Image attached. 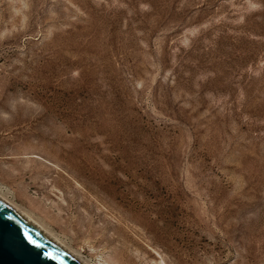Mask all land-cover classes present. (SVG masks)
<instances>
[{"label":"rangeland","instance_id":"obj_1","mask_svg":"<svg viewBox=\"0 0 264 264\" xmlns=\"http://www.w3.org/2000/svg\"><path fill=\"white\" fill-rule=\"evenodd\" d=\"M0 189L88 264H264V0H0Z\"/></svg>","mask_w":264,"mask_h":264},{"label":"water","instance_id":"obj_2","mask_svg":"<svg viewBox=\"0 0 264 264\" xmlns=\"http://www.w3.org/2000/svg\"><path fill=\"white\" fill-rule=\"evenodd\" d=\"M0 264H80L0 199Z\"/></svg>","mask_w":264,"mask_h":264},{"label":"bare ground","instance_id":"obj_3","mask_svg":"<svg viewBox=\"0 0 264 264\" xmlns=\"http://www.w3.org/2000/svg\"><path fill=\"white\" fill-rule=\"evenodd\" d=\"M0 199L6 203L9 207H11L14 211H16L19 215H21L24 219H26L29 223H31L34 227L40 230L43 234H45L48 238H50L53 242H55L58 246H60L63 250H65L70 256H72L78 263L80 264H88L84 261L78 254L67 248L62 241L53 234L49 229L43 226L40 222H38L28 211L20 207L15 202L9 200L5 197L0 189Z\"/></svg>","mask_w":264,"mask_h":264}]
</instances>
